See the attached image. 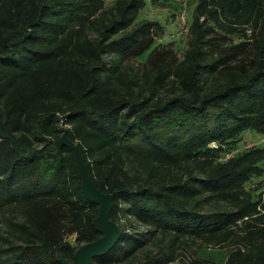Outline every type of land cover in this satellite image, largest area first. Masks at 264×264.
Instances as JSON below:
<instances>
[{"label": "trees", "instance_id": "obj_1", "mask_svg": "<svg viewBox=\"0 0 264 264\" xmlns=\"http://www.w3.org/2000/svg\"><path fill=\"white\" fill-rule=\"evenodd\" d=\"M149 1L172 4L0 0V264L103 235L65 130L123 231L94 264L233 241L215 264H264V146L239 150L264 136V0H197L185 48Z\"/></svg>", "mask_w": 264, "mask_h": 264}, {"label": "rangeland", "instance_id": "obj_2", "mask_svg": "<svg viewBox=\"0 0 264 264\" xmlns=\"http://www.w3.org/2000/svg\"><path fill=\"white\" fill-rule=\"evenodd\" d=\"M114 0H108V3H113ZM197 0H172L169 6H158L149 1L148 6L142 13L143 18L160 20L165 26V33L160 38L162 42L175 41L180 47L185 48L190 38V24L193 18V12ZM264 146V136L256 132H251L246 135L239 144V150L252 146ZM226 205L222 203V207ZM217 208H219L217 206ZM189 250L179 252L177 259L164 264H215L221 258V252L227 248H235L239 242H231L224 246H212L210 248L199 243H191ZM154 257H160L158 248L151 247ZM150 262V261H149ZM147 258L144 252L138 253L136 260L124 264H146ZM151 264H161L152 262Z\"/></svg>", "mask_w": 264, "mask_h": 264}, {"label": "water", "instance_id": "obj_3", "mask_svg": "<svg viewBox=\"0 0 264 264\" xmlns=\"http://www.w3.org/2000/svg\"><path fill=\"white\" fill-rule=\"evenodd\" d=\"M62 141L71 147L76 154L78 168L87 196L100 205L99 215L94 224L103 235L95 241L82 245L76 252V264H94L93 258L109 252L119 240L123 231L121 226L111 219L113 194L102 192L97 188L90 176L82 151L68 138L67 130L62 136ZM61 261L63 264H74L66 259H61Z\"/></svg>", "mask_w": 264, "mask_h": 264}]
</instances>
